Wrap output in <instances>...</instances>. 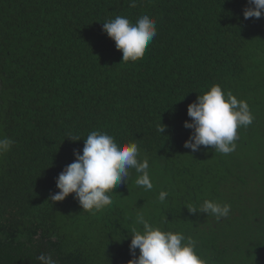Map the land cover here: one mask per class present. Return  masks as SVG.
Instances as JSON below:
<instances>
[{
    "label": "trees",
    "instance_id": "obj_1",
    "mask_svg": "<svg viewBox=\"0 0 264 264\" xmlns=\"http://www.w3.org/2000/svg\"><path fill=\"white\" fill-rule=\"evenodd\" d=\"M247 6L0 0V138L14 141L0 155V264H39L41 254L57 264H128L138 213L195 239L207 264H264V16L245 20ZM142 15L155 19L157 35L141 59L122 62L103 23ZM213 85L247 101L254 116L228 155L184 147L188 105ZM92 131L137 143L154 188L137 186L130 169L95 215L75 194L52 203L56 179ZM206 199L230 204L229 215L188 210Z\"/></svg>",
    "mask_w": 264,
    "mask_h": 264
},
{
    "label": "clouds",
    "instance_id": "obj_2",
    "mask_svg": "<svg viewBox=\"0 0 264 264\" xmlns=\"http://www.w3.org/2000/svg\"><path fill=\"white\" fill-rule=\"evenodd\" d=\"M130 7H136L137 0H128ZM264 16V0H248L243 10L245 20ZM114 40L116 49L122 52V62L141 59L148 44L157 35L156 21L149 15L140 16L135 23L127 17L116 16L103 23L102 29ZM187 114L191 122L184 127L192 129L184 147L195 153L201 147L213 148L216 152L228 155L236 150L235 141L239 139L237 130L253 123L254 116L245 100H238L230 91L225 93L220 85L199 95L188 105ZM162 133L164 128H159ZM79 141V136H69ZM14 143L10 138H0V155L8 152ZM138 145L135 142L117 144L114 137L103 131H92L84 138L82 154L74 150L75 160L67 165L56 179L59 191L50 195L52 203L64 201L75 194L83 211L95 215L112 205L113 189L126 183L129 170L137 174L135 183L145 191L154 188L147 159L138 160ZM168 192L161 190L157 200L163 204ZM192 213H206L220 219L227 217L231 205L213 200H204L199 208L188 209ZM133 227L129 250L133 259L128 264H207L196 252L197 241L182 233L162 231L153 227L144 214L138 213ZM137 249L139 255L137 256ZM39 264H57L49 254L37 257Z\"/></svg>",
    "mask_w": 264,
    "mask_h": 264
}]
</instances>
